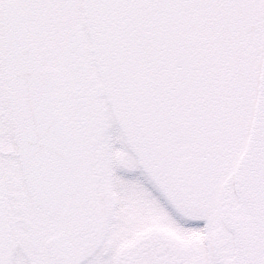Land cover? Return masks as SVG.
<instances>
[{
	"label": "snow or ice",
	"instance_id": "obj_1",
	"mask_svg": "<svg viewBox=\"0 0 264 264\" xmlns=\"http://www.w3.org/2000/svg\"><path fill=\"white\" fill-rule=\"evenodd\" d=\"M0 264H264V0H0Z\"/></svg>",
	"mask_w": 264,
	"mask_h": 264
}]
</instances>
